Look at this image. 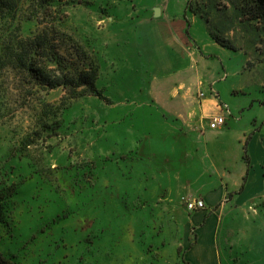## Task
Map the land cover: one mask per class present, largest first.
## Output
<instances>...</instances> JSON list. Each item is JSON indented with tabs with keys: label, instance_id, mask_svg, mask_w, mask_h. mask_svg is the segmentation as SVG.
Instances as JSON below:
<instances>
[{
	"label": "rangeland",
	"instance_id": "obj_1",
	"mask_svg": "<svg viewBox=\"0 0 264 264\" xmlns=\"http://www.w3.org/2000/svg\"><path fill=\"white\" fill-rule=\"evenodd\" d=\"M20 1L24 18L28 0ZM66 1L62 9L70 33L81 45L87 41L98 55L96 85L102 98L66 100L64 90L57 88L37 89L29 99L23 94L26 84H18L14 72L0 74V186H16L12 232L1 239L0 254L11 264H162L164 255L166 264H182L176 243L162 244L163 249L155 251L149 242L151 235L178 231L180 236L183 229L163 227L166 213L150 211V197L133 195L131 188L127 194L121 188L133 183L128 166L137 160L148 167L157 151L151 149V137H156L151 132L153 117L134 113L135 100L130 99L141 83L139 79L133 83L132 74L148 80L144 67L148 55L132 59L127 55L137 42L156 39L151 32L154 25L148 21L158 22L157 9L172 18L191 16L209 36L208 31L197 16L186 12L188 0ZM258 23L264 27L262 20ZM21 29L25 36L38 30L30 22H23ZM189 35L192 40L199 38L193 28ZM225 37L237 51L226 50L229 57L215 55L205 62L218 66L222 75L228 73L227 85L222 80L220 90L233 108L244 104L247 114L259 117L261 124L264 41L253 40V32L238 21ZM115 51L121 55L114 58ZM116 68L122 71L119 80L113 73ZM205 74L208 81H218V74L209 75L208 70ZM110 78L121 82L111 83ZM44 103L62 105L60 128L41 129L39 112ZM135 124L137 130H133ZM178 206L185 207L181 198ZM131 236L136 244L127 239ZM142 247L144 254L139 251Z\"/></svg>",
	"mask_w": 264,
	"mask_h": 264
},
{
	"label": "crops",
	"instance_id": "obj_2",
	"mask_svg": "<svg viewBox=\"0 0 264 264\" xmlns=\"http://www.w3.org/2000/svg\"><path fill=\"white\" fill-rule=\"evenodd\" d=\"M158 11V22L143 20L154 25L156 39L137 42L127 55L131 59L148 55L144 66L148 80L132 74V82L141 83L130 99L135 100L134 113L153 117L151 132L156 137H151V149H157L156 156L148 167L134 160L128 166L133 183L121 188L150 197V211L166 213L163 227L183 229L180 236L178 231L151 235L155 251L162 244L176 243L182 264H264V121L261 125L259 117L247 114L244 104L233 108L220 90L222 80L227 85L228 73L222 75L218 66L205 62L215 55L229 57L226 49L211 41L193 17L172 18L163 9ZM190 28L199 35L194 41ZM117 52L114 58L121 55ZM120 70L113 71L118 80ZM205 70L218 74V81H208ZM218 115L224 124L210 129L211 118ZM162 146L164 151H158ZM180 198L202 201L204 208L178 206ZM127 239L136 244L135 236ZM139 251L144 254L143 247Z\"/></svg>",
	"mask_w": 264,
	"mask_h": 264
},
{
	"label": "trees",
	"instance_id": "obj_3",
	"mask_svg": "<svg viewBox=\"0 0 264 264\" xmlns=\"http://www.w3.org/2000/svg\"><path fill=\"white\" fill-rule=\"evenodd\" d=\"M65 2L28 0L25 11L28 15L21 18L20 0H0V74L14 72L18 84H26L23 93L26 98L31 99L37 89L48 92L57 88L64 90L66 100L102 98L96 85L98 55L87 41L83 40L81 45L70 33L62 9ZM185 10L197 16L211 40L226 50L237 51L225 37L228 28L237 21L253 32V40L264 41V27L258 25L261 20L264 23V0H188ZM23 22L34 23L38 30L25 36L21 29ZM39 115L41 129H58L62 125V105L53 107L44 103ZM15 194L16 186H0V241L12 232ZM0 264L11 263L0 254Z\"/></svg>",
	"mask_w": 264,
	"mask_h": 264
},
{
	"label": "built area",
	"instance_id": "obj_4",
	"mask_svg": "<svg viewBox=\"0 0 264 264\" xmlns=\"http://www.w3.org/2000/svg\"><path fill=\"white\" fill-rule=\"evenodd\" d=\"M200 97H203V94L200 93ZM224 124V117L222 115L214 116L209 122L210 129H218ZM181 201L184 202L188 210L203 209L204 203L202 201H193L186 198H181Z\"/></svg>",
	"mask_w": 264,
	"mask_h": 264
},
{
	"label": "water",
	"instance_id": "obj_5",
	"mask_svg": "<svg viewBox=\"0 0 264 264\" xmlns=\"http://www.w3.org/2000/svg\"><path fill=\"white\" fill-rule=\"evenodd\" d=\"M159 11H158V9H157V13H158ZM158 15V14H157Z\"/></svg>",
	"mask_w": 264,
	"mask_h": 264
}]
</instances>
